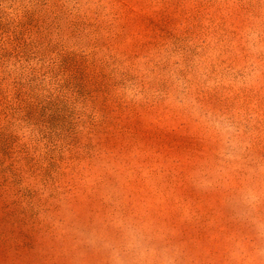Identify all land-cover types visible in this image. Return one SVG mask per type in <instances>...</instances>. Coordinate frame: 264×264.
<instances>
[{"label": "rangeland", "instance_id": "rangeland-1", "mask_svg": "<svg viewBox=\"0 0 264 264\" xmlns=\"http://www.w3.org/2000/svg\"><path fill=\"white\" fill-rule=\"evenodd\" d=\"M0 264H264V0H0Z\"/></svg>", "mask_w": 264, "mask_h": 264}]
</instances>
